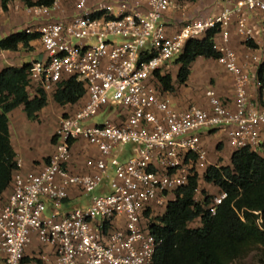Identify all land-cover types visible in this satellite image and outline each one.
<instances>
[{"label":"built area","instance_id":"built-area-1","mask_svg":"<svg viewBox=\"0 0 264 264\" xmlns=\"http://www.w3.org/2000/svg\"><path fill=\"white\" fill-rule=\"evenodd\" d=\"M89 2L76 0L78 13L59 20L54 17L62 13L59 0L26 9L35 22L24 32L37 35L43 47V57L30 63V84L49 94L75 78L87 99L74 115L61 117L56 150L43 169L16 174L6 202L0 194V264H154L160 245L151 234L156 218L192 177L219 166L205 139L223 134L233 151L264 154V81L258 79L264 65V0H218L210 13L178 28L165 20L173 0ZM234 29L251 51L246 63L231 45ZM211 31L217 63L234 80L233 103L209 87L205 106L179 108L156 75L170 70L189 41ZM108 110L121 121L91 123ZM78 140L99 152L85 161L83 175L67 169ZM127 145L133 146L132 155L121 161ZM106 182L111 193L61 212L70 187L92 194ZM226 198L221 192L212 199L211 215ZM46 200L54 206L50 215ZM33 236L52 254L28 256Z\"/></svg>","mask_w":264,"mask_h":264},{"label":"trees","instance_id":"trees-1","mask_svg":"<svg viewBox=\"0 0 264 264\" xmlns=\"http://www.w3.org/2000/svg\"><path fill=\"white\" fill-rule=\"evenodd\" d=\"M7 1L2 2L4 10H7ZM55 1L31 3L28 0L27 3L51 6ZM215 33L211 31L202 40L188 42L176 61L180 84L188 81L191 67L199 58L217 61ZM36 39L37 35L17 32L0 40V51H17ZM29 68L30 64L7 66L0 73V194L10 186L13 173L19 168L10 141L8 114L24 106L28 117L37 120L38 113L48 104V96L42 89L35 98H30ZM156 77L164 91H175L171 75L157 74ZM258 79L260 83L264 81V65L259 69ZM85 96L84 85L75 78L63 80L53 94L55 102L61 106L75 105ZM201 180L217 187L220 193H227L215 215L208 211L212 199L202 196L200 202L195 201ZM155 222L151 234L160 245L154 264H229L251 245L264 244V154L249 149L233 151L231 166L209 167L203 176L192 177L179 191L177 200L171 202Z\"/></svg>","mask_w":264,"mask_h":264},{"label":"crops","instance_id":"crops-1","mask_svg":"<svg viewBox=\"0 0 264 264\" xmlns=\"http://www.w3.org/2000/svg\"><path fill=\"white\" fill-rule=\"evenodd\" d=\"M173 1L175 3V8H173L169 12L165 20L174 27L178 28L179 26H181V24L189 21L194 17H198L200 15L210 13L212 7L217 3L218 0H192L190 2L185 1L183 5H178L176 3V0ZM2 2L3 0H0V40L17 32H24V30L28 27L27 25L30 24V22L31 24L35 22L34 19H32L30 16H28V14L25 13L26 9L24 11L23 10H20L18 12L14 11L15 9H13L12 0L7 1V10L3 9ZM107 2L108 1L102 0L97 3H107ZM97 3H95L94 5H96ZM191 3L194 4L193 8H195V11L197 13L196 16L193 15L194 13H192L191 15L189 14L191 13L192 10V8L189 7ZM54 17L57 20L63 19L60 14L54 15ZM174 27H171L173 31H174ZM238 39L239 37L237 31L234 29L231 45L235 46ZM36 43H38V45H36ZM30 46L35 48V50L32 52L20 53L19 51H21V46L18 48L17 51L1 50L0 73L7 66L22 67L24 64H30L32 61L39 60L43 57V47L39 39L32 41L30 43ZM198 60L195 63H197ZM195 63L191 67V75L188 81L185 84H183V86H190V87L181 89L179 93L178 91H176V88L174 92L172 93L168 92L175 105L179 108H186L188 105L192 103L193 104L197 103V105L199 104L200 106L206 105L205 103L206 99H205V95H203V91L202 94L196 95L193 94L192 89L200 88L201 85H203L202 82L200 83L198 81L199 78H197L196 75L199 73V71H202L201 70L202 68L206 67L209 69V67H207L206 63H203L202 68H198L197 69L198 71H195L194 69ZM174 65L171 66L170 70L173 69L174 67H178L177 73L174 75L175 77H177L179 71V65H176V63ZM170 70H168V72ZM209 71L210 70H208V72L205 73L207 79L212 75V72ZM174 76L172 77L173 84H174ZM229 78L232 79V76H230ZM217 83L215 82V87L214 86H210V87H212L216 91L220 90L219 88L223 86V84H225V81L223 79H220L217 81ZM38 90L39 87L37 86V84L35 83L30 84L27 91L31 99L37 96ZM228 95L229 96L227 97L233 103L234 88L230 89V93ZM47 96H48V104L38 113L37 120H32L28 117V115L25 112L24 106H20L12 110L8 114L10 141L14 151L16 152L17 161L20 164L18 170H16L13 173V179L16 176V174L27 175L29 173H39L43 169V167L48 163L49 158L54 154L56 150L57 141L55 138V133L58 129L59 121L61 117L66 115H74L76 111L83 106V104L87 99L84 97L75 105L61 106L55 102L53 96L52 98L49 97V94H47ZM50 106H52V108H50ZM0 111H1V107H0ZM106 113L109 114L108 118L111 119L112 122L119 123L121 121L120 116L116 113V111L108 110L106 111ZM216 135L219 134L213 133L210 134L208 137L210 138ZM224 147L226 148L227 145ZM230 153L232 154L233 151ZM98 156H99V152L95 146L88 144L84 140H78L72 146V157L70 162L67 164V169L70 171L71 174L83 175L88 172V169L85 166V161L88 158H96ZM124 156L125 154L123 153L121 158H123ZM97 190L100 192L99 194L111 193V189L107 182L104 183ZM11 192H12V183L1 194L5 202L7 201ZM90 195L91 194L84 193L78 187L75 186L70 187L69 196L67 199L63 201V204L60 207L61 212L63 214H67L71 212L74 208L77 207L83 208L87 206L91 199ZM46 203L48 207L47 215H50L54 210V206L51 201L46 200ZM118 223L119 224L123 223V219L118 221ZM51 251H52L51 247L43 245L39 241L37 236H33L32 243L27 249V255L30 257L31 256L37 257L40 254H52Z\"/></svg>","mask_w":264,"mask_h":264},{"label":"rangeland","instance_id":"rangeland-1","mask_svg":"<svg viewBox=\"0 0 264 264\" xmlns=\"http://www.w3.org/2000/svg\"><path fill=\"white\" fill-rule=\"evenodd\" d=\"M12 1H13V9H15L14 11H17V12L20 10L24 11L25 9H27V6H29L28 5L29 3H27L28 0H12ZM29 1H31V3L36 2V0H29ZM99 1H102V0H90L89 3H90V5H94L95 3L99 2ZM104 1H108L111 3V2L118 1V0H104ZM185 1L190 2L192 0H176V3L178 5H183ZM59 4H60L61 9H62L61 16L63 18H71L76 13H78L77 8L75 6L76 0H59ZM189 7L192 8V10H191V13H189V12H187V13H189L190 15L192 13H194L193 15L196 16L197 13L195 11V8H193L194 4L191 3ZM25 13H26V11H25ZM29 25H31V22L27 26H29ZM118 40H121V39H118ZM94 41L95 40H91V43H95ZM36 45H38V43H36ZM233 48L238 52L239 60H241L242 63H246L249 61V59L247 58V55L250 54L251 51L246 49L243 45H241L239 39L237 40V43L235 46H233ZM34 50H35V48H33L32 46H28V47L21 46V51H19V52L20 53L32 52ZM181 55H182V53L178 54L176 57H174L173 61H176L177 59H179ZM203 63H206V65H207V67H209V69L206 67L202 68ZM194 67H195L194 68L195 71H198L197 70L198 68H202L201 69L202 71H199L198 74L196 72V74H197L196 76H197V78H199L198 81L200 83L202 82L203 85H201L200 88L192 89L193 94L200 95V94H202V91H203V95H204L206 89L210 86L215 87V82L217 83V81L220 79H223L225 81V84H223V86H221L219 88L220 90H217L218 95L220 97H223L224 99H229L227 96H229L228 94L230 93L231 88H234V92H235V84H234L233 77H232V79L229 78L231 76L230 73L227 72L224 69V67L219 65L216 60H208V59L200 58L198 60V62L195 63ZM177 68L178 67H174L169 72H166L165 75H171L173 77L177 73V70H178ZM208 70H210L209 72H212V75L207 79L205 76V73H207ZM174 86L176 88V91H178V93L181 91V89L190 87V86H183V84H180L177 80V77H175V76H174ZM52 96H53V93H49V97L52 98ZM205 102H206V100H205ZM50 108H52V106H50ZM108 117H109V114H107V113H105V114L99 113V115L95 119H93V121L91 123H101ZM204 142H205L207 149L210 152V158L213 162H215L216 164L221 165V166L222 165L223 166H231V155L232 154L230 152H232L233 150H231V148L229 146H227L228 148L224 147V146H226L224 144L226 142L225 135L219 134V135H216L214 137H210V138L207 137ZM132 149H133L132 145L125 146V148H124L125 156L123 158H121V161H126L129 157H131ZM199 189H200V191L197 194V198H201L202 196H205V197H208L209 199H213L214 197H216L220 194V190L217 187H215L213 185H208L206 182H203V181L200 183ZM99 193L100 192L98 190L95 191L94 193H92L90 195V198L93 195L99 194ZM259 224L262 226V221H260ZM194 226L196 227L198 225H194ZM229 264H264V244H253V245H251L250 247L245 249L241 255H239L237 258H235Z\"/></svg>","mask_w":264,"mask_h":264}]
</instances>
